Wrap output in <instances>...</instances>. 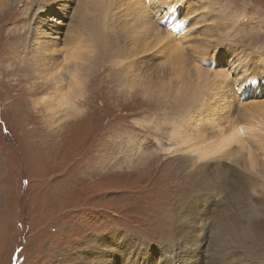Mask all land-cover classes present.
Listing matches in <instances>:
<instances>
[{
    "label": "rangeland",
    "instance_id": "rangeland-1",
    "mask_svg": "<svg viewBox=\"0 0 264 264\" xmlns=\"http://www.w3.org/2000/svg\"><path fill=\"white\" fill-rule=\"evenodd\" d=\"M80 1L72 0L66 14L44 15L46 24L62 27L56 42L62 52L54 56L59 67L76 41L84 37L81 43H89L90 26L83 27V36L66 38L70 26L79 24L75 17ZM148 1V7L155 3ZM171 1L157 0L154 20L161 27L163 12L176 11ZM182 6L179 18L187 12L194 14L193 21L195 16L206 20L197 27L181 20L187 27L180 40L190 35L195 44L201 30L217 22L216 35L209 37L217 43L208 49L206 61L184 64V87L196 90L195 65L205 67L210 78L203 89L212 86L213 78L222 87L226 80L238 94L232 112L219 101L222 95L202 118L194 110L201 96L190 94L184 102L182 90L177 99H161L159 73L165 59L150 63L151 50L127 57L130 47H117L111 38L116 35L106 29L115 24L110 21L93 45L89 43L93 66L87 65L86 86L77 91L79 95L83 90L86 98L72 100L51 117L40 100L45 95L57 100L59 77L42 84L31 67L33 28L46 6L42 0H10L0 11V264H73L71 257L87 253L106 264H118V256L130 254L133 259L123 257L126 264H264V146L259 144L264 141V114L252 119L251 131L240 130L230 147L210 148L218 141L225 145L222 133L231 128L232 117L241 123L246 121L244 110L254 102L260 105L257 109L264 105V91L245 90L249 74L260 85L264 80V0H184ZM93 15L90 9L86 19ZM108 33L112 36L106 37ZM174 34L179 38L184 31ZM237 59L242 69L247 65L251 70L239 74ZM218 70L227 79L217 77ZM70 74L63 75L67 89ZM175 78L165 81L176 86ZM211 96L210 103H215L213 92ZM191 121L196 126L189 128L199 129L197 135L206 140L187 137L178 145V129ZM205 146L210 150L203 152ZM224 225L230 229L227 236L219 233ZM103 237L108 238L107 247L100 245ZM158 246H164L162 256L155 252Z\"/></svg>",
    "mask_w": 264,
    "mask_h": 264
},
{
    "label": "bare ground",
    "instance_id": "bare-ground-1",
    "mask_svg": "<svg viewBox=\"0 0 264 264\" xmlns=\"http://www.w3.org/2000/svg\"><path fill=\"white\" fill-rule=\"evenodd\" d=\"M168 1H171V0H168ZM9 2H10V0H0V11L3 10V8H5L9 4ZM148 2H149L148 0L147 1H144V0H130V1L129 0L128 1H125V0H81L79 3L80 7L78 6V9L76 10L77 14L75 17L76 21L79 22V24L76 26H70V28L66 34V38L73 40V39H76L78 36H83V35H80L82 32H84L83 27L90 26L93 29L91 31V33L87 32V38H88V41L90 43V42H93L97 39L96 34L101 32L103 29H105V27L108 25V23L110 21L115 22L114 25L107 26L106 29L110 30L109 32L114 33L117 37L112 36L110 33H108V35L106 37H108L110 34L112 36L111 38H113V39L115 38L117 43H118L117 47H120V48L130 47L129 50L125 52L127 57H129V56L134 57V54H136V53H142V54L148 55V53L151 50V52L149 54V57H151V58H149L150 63H152V61H155L156 57H163L165 59V61L161 63L162 64L161 65L162 71H160V73H159L161 76V80H162L161 84L164 87V89H162L160 91L161 99H164V100L169 99L170 95L175 96V99H177L176 98L177 96L181 97L182 90H183V94L185 96L182 98V101H184V102H186L187 100L190 99V94H192V96H195L197 98L199 96H201L202 100L199 104V107L194 109V110L196 112H199L198 117L202 118L201 113L205 112L206 109H211L217 103V97L222 95V97L219 99V101H221V103L223 105H226L225 108L228 109L227 110L228 113H229V110L232 112V105L236 102L234 96H237L238 94L234 95L235 93H233L232 89L230 87H228L226 80L224 81V83H226V86L222 87L220 84H218V83L216 84L215 80H213V78L210 80L209 83H212V86L216 87V90H213L212 86H209L208 88L203 89V87H204L202 85L203 82L208 81L210 78V75H209L210 71L208 69H205V67H200L198 65H195V66H197L195 68L196 69V75L194 74L195 77H197V83L194 84L196 90H193L192 88L188 89L187 87H184L186 76H185V71H184L183 67H185L187 65H189V67H190V65H194L195 63H192V60H194V61L197 60L199 62L201 61V63H202V61L205 60V56L208 54V52H207L208 49L210 50L216 46L217 42L215 44H213V40L209 39V37L211 35H216V26H217L216 23L217 22L216 23L213 22L212 26L210 28L202 29L201 32L199 33V36L201 38L198 40L197 43L193 44L192 36H190V35L187 36L188 39H185V40H180V39L185 38L186 27L188 25H191V26L196 25V27H197L198 24L205 21L206 18H202V16L201 17L195 16L196 19H195V21H193L194 14L193 13L192 14L187 13V12L183 15V17L181 16V18H179L176 13H177V10L179 11L178 13H180V11L182 10V8H183L182 5L184 3V0H172L171 3H169V4L170 5L172 4L171 7H173L176 11L170 10L167 12H163L164 13V23H165L164 26L167 27V29H165L166 27H164V26L161 27L157 23V21L154 20V12L157 13V10H155L157 5H158V4H156L157 0H155V3H153V5H151L150 7H148L149 6L147 4ZM44 6H46V7L43 10L42 16L38 18V20L35 24L36 26L33 28V34L31 37V42H32L31 50L32 51L31 50L30 51L33 52L32 54L34 57V59L32 58L33 59V62H32L33 66H31V67H34V70H37V76L40 78V80H41L40 83H42V84H44V82H45V84H47L50 81H51V83H54L55 77L56 78L59 77L58 81H57V88H55L57 100L54 99L53 97L47 96V95L42 96V98L40 100L41 103H44V101H45V107L47 108L48 111H50L51 117H55L59 112L64 110V108L66 109L67 104L70 105V102H72V100L78 98L81 101L82 98H86L85 97L86 95L83 96L80 93L81 91L83 92V90L78 92L79 95L77 94V91H79V89L84 87V85L86 86V82H87L88 76H89V73H87L86 70L89 67L87 65H89V63H90V55H88V53L92 54V50L89 47V43H86V44L81 43V41L83 42V40H84V37H82L83 39L80 42L76 41V44L72 48L67 50V54H66L65 58L63 59L64 63L59 62V64H60V67H59L57 65L58 63L54 59L57 58V53L62 52V49H59V47L56 43L59 36H60L59 30L61 31L62 27L60 28V25L58 23H56V24L53 23L51 25L46 24L44 15L46 14L47 11H52L55 14L58 11H63V13L66 14V12L68 10H70L69 7L72 6V0H42V7H44ZM187 8H188V6H187ZM90 9H92L94 11V15L91 16L90 18L86 19L88 16V11H90ZM193 12H196L195 8H194ZM150 13L153 15V17L150 16L151 15ZM189 16L192 18L190 19ZM186 18H187L188 23H186L185 21H181L183 19L185 20ZM177 20H180V23L177 22ZM184 23H186V25L187 24L188 25L184 26ZM82 24H84V25H82ZM96 25H98V26H96ZM44 28H47L48 32L44 31ZM189 29H193V28H189ZM182 31H184V35L182 37L178 38L174 34L177 32V34L179 35V33ZM44 35H48V36L45 37ZM53 35L56 36L54 40L52 39V37H50ZM48 37H50L51 39H49L47 41L46 38L48 39ZM80 39H81V37H80ZM171 41H173V42H171ZM92 45L93 44H91V46ZM88 47H89V50H87ZM191 48L196 49V51L194 52ZM186 49H188L190 52H187ZM97 50H98V48H97ZM158 50H159V52H157ZM215 55L216 54L214 53V57H217ZM54 56H56V58H54ZM214 57H213V60H214ZM251 57L252 56L247 55V58L250 59ZM42 59H44V62H42ZM127 60H130V58ZM209 60L210 59H208V62H210ZM238 60L239 59H237V61ZM238 62H239L238 64L241 67V70H242L241 72L239 71V74H245V72H248L251 70L250 67L245 68L247 65L243 66L244 69H242V65H241L242 62L241 61H238ZM94 63H95V61H94ZM147 63H145V64H147ZM251 63H252V60H251ZM129 64L131 65V63H129ZM184 64H185V66H184ZM124 65H126V64H124ZM122 71L124 72V70H122ZM236 71H238V70H236ZM128 72H129V70H128ZM69 73H71L73 75L71 77V85L67 89L66 86H68V85L67 84L65 85V83H64L65 77H66L64 74H69ZM71 74H70V76H71ZM124 76L125 75H122V77H124ZM216 76L219 78H224V79H227V77H228V75H226L225 71H223V70H218L216 72ZM248 76L249 77L247 80L250 81V85H248L249 87L247 86L248 88L245 89L246 91L252 92L254 89H257V87L259 88V90L264 91V80L263 79L261 80V81H263V84L260 85V83H262V82H260L258 80L257 76L255 77L254 75H250V74ZM158 77H159V75H158ZM175 77L178 78L177 82H179L178 83L179 88L177 87L178 84H176V86H174L170 82L173 78L176 79ZM187 77L189 78V74H187ZM166 78H170V81L166 82L165 81ZM233 78L234 77H232V78L230 77L229 79L231 80ZM151 80L152 79H150V81ZM158 80H159V78H158ZM247 80H246V82H247ZM257 81H258V83H257ZM35 85H36V83H35ZM165 87H167L169 90L167 88L165 89ZM156 89H158V88H156ZM196 91L198 92V94H196ZM119 92H121V91H119ZM212 92H213V98H214L215 103H210V99L212 97L211 96ZM50 93H52V92H50ZM151 93L153 95L156 94L155 92H152V91H151ZM53 95H54V93H53ZM159 97H160V95H159ZM230 100L232 101V103L229 102ZM82 102H83V100H82ZM219 105L220 104H218L216 106H219ZM254 105H255V102L253 103V106ZM77 106L78 105H76V107H74V108H78ZM253 106L250 107L247 111L244 110V114H242V112H241L242 109L239 111V115L240 116H241V114L244 115V118L246 121H243L240 123V121L237 119V117H232L230 119L231 128L227 129L226 132L222 133V134H226V135H224V138H223V139H226L224 141L225 145L224 144L221 145V143H219V141H218L217 143H214L212 147L210 145V148L220 151L221 149H223V147L224 148L230 147L228 145H232L233 142L237 141L239 135H241V131H243L245 134L247 132V129H249L248 131H251L252 127L249 125V123L254 125L252 119H255L256 117L258 118V116L261 117L260 115L264 114V109H262L264 106L263 104H262L261 109H257L260 105H257L254 107ZM68 110H67V112H69ZM77 110H79L81 112L80 109H77ZM70 112H73V110L72 111L70 110ZM237 112H238V110H237ZM216 113H221V112H216ZM60 115H62V114H59V116ZM220 115L224 116V113H221ZM262 119H264V118H262ZM260 121H262V120H260ZM211 122H208V123H211ZM262 123H263L262 125H264V121ZM189 124L192 127L196 126V122L191 121V122H188L187 124H184L183 128H180L181 129L180 131L178 129V133L180 135H182V136L178 135V138H179V141H177L178 145H183L182 143L186 142L187 137H190V138L194 137L195 142H199L201 139L206 140L204 135H200V136L197 135V132L199 131V129H197L198 131H194L192 128H189ZM214 124H217V123H214ZM214 124H212V125H214ZM174 137H175V135H174ZM201 142L202 141H200L199 143H201ZM212 142L210 141L209 144ZM216 144H218V145H216ZM241 144L244 145L243 143H241ZM241 144H240V146H241L240 150L244 149ZM259 144L261 146H264V141H263V143L260 141ZM244 147H245V145H244ZM204 149H206V150H204ZM203 150L207 151L210 149H209V147L205 146V148H203L202 151ZM230 152H232V150L229 151V153ZM235 152L237 153V152H239V150H236ZM202 155H201V158L203 156H205V155H203V156ZM208 157H209V154H208ZM211 157H212V155H211ZM211 157H209V158H211ZM205 158H207V157H205ZM241 158L244 159L245 157L243 156ZM252 161H253V159H252ZM254 161H256V160H254ZM229 230L230 229L224 225L222 227V229L219 231V233L222 236H227V235H229L228 234ZM139 239H137V240H139ZM100 241H101L100 245L102 247L108 246L107 245V243H108L107 237H103ZM115 249H117V248H115ZM140 254H138V256ZM123 257L127 258L126 255H122L121 257L118 256L117 262H120L118 264H126L125 262H127V261L125 259H123ZM71 260L73 261V264H106V263H104L102 258L98 259L96 257H92L88 253L86 256H82L76 260L73 257H71ZM128 261L130 262V260H128Z\"/></svg>",
    "mask_w": 264,
    "mask_h": 264
}]
</instances>
